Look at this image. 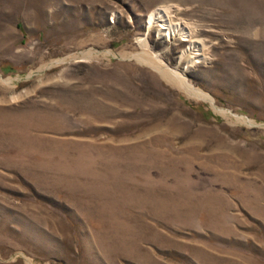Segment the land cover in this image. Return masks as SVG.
Returning <instances> with one entry per match:
<instances>
[{
  "label": "rangeland",
  "instance_id": "1",
  "mask_svg": "<svg viewBox=\"0 0 264 264\" xmlns=\"http://www.w3.org/2000/svg\"><path fill=\"white\" fill-rule=\"evenodd\" d=\"M0 264H264V0H0Z\"/></svg>",
  "mask_w": 264,
  "mask_h": 264
},
{
  "label": "bare ground",
  "instance_id": "2",
  "mask_svg": "<svg viewBox=\"0 0 264 264\" xmlns=\"http://www.w3.org/2000/svg\"><path fill=\"white\" fill-rule=\"evenodd\" d=\"M166 12H163L160 9L155 10L149 17V29L154 27L155 24H158L157 26H159V35L161 37H165L166 39L169 40L175 36H180L183 38L184 41L190 40V39H188L189 38L188 35H189L190 31H188L186 29L187 26L185 27L182 24H172V22L169 21V18H168L169 15ZM143 42L145 45L147 44L146 39H144ZM201 57L202 56L199 53V45L195 41H192V43L189 45L187 50L184 51L182 56H181V58L183 60H186L188 67H191V66L195 65L196 63H199L201 60ZM137 58L140 61L149 63L152 66H154L162 74V76H164L168 80L174 79L176 81V83L179 82L180 88L183 91H185V93L191 99H207V100L212 101L210 96H208L207 94L203 93L202 91L194 88L190 83H188L186 81V79L184 77H182L181 74L179 75L177 73V70L169 71V69H168V71H167V66L165 68L162 65L163 60L160 59L159 55L143 53L141 55H138Z\"/></svg>",
  "mask_w": 264,
  "mask_h": 264
}]
</instances>
